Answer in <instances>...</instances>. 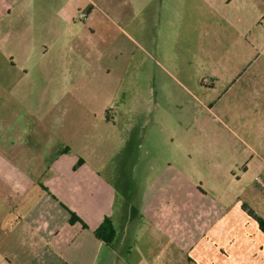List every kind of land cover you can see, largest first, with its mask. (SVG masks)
I'll use <instances>...</instances> for the list:
<instances>
[{
	"label": "rangeland",
	"instance_id": "1",
	"mask_svg": "<svg viewBox=\"0 0 264 264\" xmlns=\"http://www.w3.org/2000/svg\"><path fill=\"white\" fill-rule=\"evenodd\" d=\"M28 1L0 19V234L55 203L42 176L64 153L129 192L146 238L163 206L180 222L193 207L258 206L264 0L203 14L189 0ZM12 172L33 188L14 189Z\"/></svg>",
	"mask_w": 264,
	"mask_h": 264
},
{
	"label": "crops",
	"instance_id": "2",
	"mask_svg": "<svg viewBox=\"0 0 264 264\" xmlns=\"http://www.w3.org/2000/svg\"><path fill=\"white\" fill-rule=\"evenodd\" d=\"M18 1L0 0V19L10 15L12 4ZM234 1L189 0L200 14L208 8L218 12L214 5L220 8ZM26 3L33 4L34 0ZM62 15L68 20L72 12L63 10ZM199 24L202 27L207 23ZM65 155L61 154L42 176V187L52 194L55 200H50L55 203L29 213L24 220L14 221L9 230L0 234V247L8 250L7 255H0V264H264V232L243 209L246 206L264 218L263 197L258 198V206L237 200L228 208L193 207L187 211L194 214L190 222L178 221L176 210L171 212L163 206L162 211L158 208L156 215L145 219L149 230L146 238L135 221L138 211L130 208L129 192L112 188L108 180L90 171L81 159L80 170H70V163L75 165L76 160L67 162ZM62 163L68 166L67 171ZM16 173L10 177L14 189L23 181L29 185L24 191L33 188L31 173ZM22 192L16 189L5 194V200L11 202L10 210L18 207L13 204L23 198ZM70 212L80 221L71 222ZM105 219L111 221L114 229V236L107 241L95 235Z\"/></svg>",
	"mask_w": 264,
	"mask_h": 264
},
{
	"label": "trees",
	"instance_id": "3",
	"mask_svg": "<svg viewBox=\"0 0 264 264\" xmlns=\"http://www.w3.org/2000/svg\"><path fill=\"white\" fill-rule=\"evenodd\" d=\"M244 211L248 213L250 217L257 221L260 229L264 232V220L258 217L252 210L248 209L246 206L243 207ZM71 213V222L80 221L77 216ZM95 235L102 240H110L114 236L113 225L110 220L105 219L102 225L95 231Z\"/></svg>",
	"mask_w": 264,
	"mask_h": 264
},
{
	"label": "built area",
	"instance_id": "4",
	"mask_svg": "<svg viewBox=\"0 0 264 264\" xmlns=\"http://www.w3.org/2000/svg\"><path fill=\"white\" fill-rule=\"evenodd\" d=\"M85 18V17H84Z\"/></svg>",
	"mask_w": 264,
	"mask_h": 264
}]
</instances>
